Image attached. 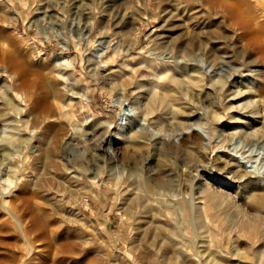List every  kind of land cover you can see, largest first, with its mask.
Here are the masks:
<instances>
[{"label": "rangeland", "instance_id": "rangeland-1", "mask_svg": "<svg viewBox=\"0 0 264 264\" xmlns=\"http://www.w3.org/2000/svg\"><path fill=\"white\" fill-rule=\"evenodd\" d=\"M201 1L0 0L4 12L10 13L9 28L17 33L24 50L28 48L24 53H30L33 74L51 75L49 84H59L61 97L65 98L64 88L73 95L61 101L74 114L70 117L72 141L59 150L64 166L45 163L39 158L44 152L37 148L38 160L27 162L25 180L33 182L32 191L35 186L41 194H49L55 210L78 211L79 222L62 219L57 226L69 231L77 244L80 241L86 264H144L135 259L133 247L144 246L150 237L168 242L173 249L159 252L150 264H197L193 251L203 240L212 250L219 249L217 264H264L261 228L247 224L238 233L222 236L214 227L216 237L209 243L201 234L204 229L189 215L191 195L205 182L231 179L232 194L239 198L264 197V190L252 189L256 175L246 174L240 164L242 147L249 143L243 148L248 154L249 146L257 143V138L248 140L242 132H264V56L251 42L257 31L248 32L224 10L211 9ZM145 17L149 19L136 36L130 35L131 27ZM187 43L197 48L186 58L206 72L211 67L214 77L209 82L208 75L201 90H190L183 98L174 91L164 92L154 82L159 60L152 55L180 61L183 51L189 53L182 48ZM103 52L107 57L98 60L100 68L94 73L90 65ZM4 76L0 74V81ZM166 95L157 112L144 115L149 100ZM115 99L123 100L122 106L117 107ZM16 106L17 101L0 105V189L18 176L28 141L18 131L22 122ZM200 129L209 136L205 138ZM234 137L242 142H232ZM107 138L111 144L103 151L100 142ZM167 178L175 185L170 192L152 191V185ZM82 191L89 192L90 208L75 204L76 193ZM131 193L141 197V204L140 216L130 220L121 216V210ZM152 221L163 231L155 230ZM0 237V260L5 261L16 239L12 234ZM225 240L231 241L230 248L252 254V261L227 253Z\"/></svg>", "mask_w": 264, "mask_h": 264}, {"label": "bare ground", "instance_id": "bare-ground-1", "mask_svg": "<svg viewBox=\"0 0 264 264\" xmlns=\"http://www.w3.org/2000/svg\"><path fill=\"white\" fill-rule=\"evenodd\" d=\"M202 1L211 9L220 8L224 10L233 23L243 26L248 32L255 28L257 34L253 33L254 31L252 32L256 35H252L251 42L259 50L258 52L264 56V51L260 47L261 41L264 40V4L261 0ZM1 6L3 5L0 3V7ZM255 11L259 13L258 16L253 15ZM9 14V12H4V7H1L0 74H5V76L1 78L2 80L0 81V105L1 107L13 105V103L17 101V119L22 122L18 131L22 133V135H26L28 141L23 147L18 176L9 180L5 188L1 186L0 189V236L12 234L16 239H14V243H10L12 248L6 252L8 260H0V264H78L81 260L82 262L80 263L86 264L87 258L82 257L83 250L81 245H79L80 241L79 244H77L69 231H61L59 228L60 226H57V221L60 222L62 219H72V222L74 220L79 222L80 215L78 211L76 212L74 208H70L67 212L55 210L54 204L48 196L49 194H41L35 186V189L32 191L33 187L31 188L30 186L33 182L30 184L31 180L26 181L25 175L29 166L27 162L31 160V163H33L35 160H38L36 159L38 157V154H36L37 148L44 152H42L43 156L41 155L39 158L45 159V163L49 162L52 165L55 164V166L60 164L64 166L62 162L63 157L59 155V150L61 146L67 145L72 141L70 139H72L71 127L73 124L70 117L74 116V114L73 111H71V106L65 105V103L63 104L61 101L70 100L73 95L69 88H64L62 90L64 94L66 93L65 98L61 97V92L58 89L59 84H49V80L52 79L50 74L47 78L45 74H33L34 69L31 64H29L28 60L30 53L28 52L29 55L24 53L25 51L27 52L28 48L24 50L22 47L23 42L18 38L17 33L9 28V22L11 21ZM45 18L46 17H44V19ZM32 19V23H34L35 20L34 18ZM148 19L149 17H145L141 19L137 25L132 26L129 31L130 35L136 36L135 33L139 31L142 24ZM35 23H37V20ZM37 26L41 27L43 23L42 25L37 24ZM43 32H45V29ZM78 34L83 36L82 32H78ZM82 38L83 37H81V39ZM188 45V43L183 45V50H188L187 52L189 53L183 51V54L179 56L180 61L176 60V58L175 60H171L173 57L166 60L165 57L152 55L159 60L152 74L154 82L160 86L164 92L174 91L181 94L183 98L189 96L190 90H201L208 82V75L210 77L209 82H211L214 77L211 76V67L206 72V68L191 64L192 60H188L187 58L193 55L197 47L191 45L192 48L191 46H189V48ZM105 57H107V52H103L102 55L97 57V61L94 62L95 64L93 63V65H90L93 66L94 73L100 68L98 60H103ZM202 57L204 56L202 55ZM192 58L196 61L198 58L197 54ZM202 59L201 64L203 62ZM14 96H17L19 100H15L16 97L14 98ZM167 97L168 95L149 100L144 115L149 116L155 111L157 112L159 105L163 104ZM113 102L117 107H120L122 106L123 100L115 99ZM142 128L143 127L140 126L139 130ZM13 130L15 129L13 128ZM248 130L249 129L240 134L244 135L246 139L257 138V143L249 146L247 150L248 154L246 151H243V148H246L249 143L242 147L240 164L243 166L242 169L245 171L247 170L246 174L256 175L257 185H254L252 189L264 190V186L261 187L260 185V182L264 181V174L260 172V170L264 171V132L261 133V131L257 130H251V132L249 130L248 132ZM201 131L205 138L209 136L208 133L203 132V130ZM237 135H239V133H237ZM235 140L234 137L231 141L240 143L242 138H239L237 141ZM101 141L100 147L103 151H106L104 146L110 145L111 140L107 138ZM220 148L223 149L225 147L222 145ZM235 149L237 150V147ZM50 150L51 152H49ZM236 150H234L235 154H237ZM242 160L244 162H242ZM251 170H253V172H251ZM70 178L79 181L77 177ZM70 178L67 180L70 181ZM229 180L231 179H224L219 184L217 182H205L200 184L199 187L196 188L195 193L191 195L188 204L190 207L189 215H192L194 218L193 222L199 225V229H204V232L201 234L204 235L203 238H208L207 240L209 243L213 242L215 236L214 227H216V230L218 229L222 236H224L225 233L226 235L232 234V232L238 233L239 229L242 227L247 228V224H250L254 229L261 228L260 231L262 230L264 232V197L256 195L251 198L250 196L249 198H239L235 194H232L233 182ZM68 181L64 182L68 183ZM252 182L254 184L255 181ZM173 183L171 178L160 180L152 185V191L158 193L161 190H167L170 192L175 186ZM75 184L77 185V183ZM88 193H84L83 191L82 194L76 193L77 198L75 204L80 203L83 209L90 208ZM170 194H172V192ZM125 198L127 199L124 201L121 216L130 220L136 219L140 216L138 208H140L141 203L139 202L141 197L136 193H131L129 197ZM232 212L240 217L239 222L233 220L234 217L231 214ZM154 215H152V217H155ZM156 219L158 218L156 217ZM153 223L152 221L151 224L153 225ZM158 225L156 226L154 224L153 228L159 230L161 227H158ZM160 231L163 230L160 229ZM32 235H34L33 238L31 237ZM30 237L34 239L31 240L35 241L33 242L34 244L30 241ZM157 239V237H150L144 246L138 245L136 247L135 245V247H133L135 248V253L133 252L136 254L135 259L143 261L144 264H150L159 252L170 250L171 247L169 248L170 244L168 245V242L165 243ZM251 241L254 240L252 239ZM224 245L229 246L230 251L227 250V253L232 254V256H237L240 260L252 261V254L248 252L242 253L235 248H230L232 245L230 240H225ZM193 252L197 264H217L219 249L218 251L212 250L211 244H206V240H203L196 252ZM223 255L224 253H222V256Z\"/></svg>", "mask_w": 264, "mask_h": 264}]
</instances>
